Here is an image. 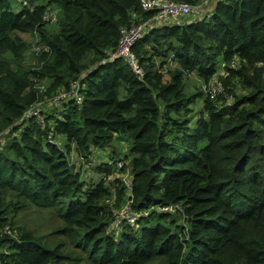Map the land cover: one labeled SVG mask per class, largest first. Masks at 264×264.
I'll use <instances>...</instances> for the list:
<instances>
[{
  "label": "trees",
  "instance_id": "1",
  "mask_svg": "<svg viewBox=\"0 0 264 264\" xmlns=\"http://www.w3.org/2000/svg\"><path fill=\"white\" fill-rule=\"evenodd\" d=\"M26 2L15 12L0 0V135L13 134L0 146V264L70 259L62 244L16 233L14 216L30 205L56 209L58 232L97 264H264V0H220L209 16L149 28L133 47L143 77L122 58L108 60L122 27L156 14L140 0ZM51 9L59 10L52 30L44 20ZM23 33L49 48L31 65ZM170 61L177 66L165 69ZM221 62L220 89L186 92L187 73L209 83ZM78 79L82 104L54 106L43 124L23 118ZM115 140L127 143L130 166L118 169L126 159L114 151L94 167L97 182L83 180L72 151L88 157ZM128 201L148 214L124 221L117 236L110 227Z\"/></svg>",
  "mask_w": 264,
  "mask_h": 264
},
{
  "label": "rangeland",
  "instance_id": "2",
  "mask_svg": "<svg viewBox=\"0 0 264 264\" xmlns=\"http://www.w3.org/2000/svg\"><path fill=\"white\" fill-rule=\"evenodd\" d=\"M27 0H10L11 9L15 12L20 11L24 7V2ZM46 0H36L37 3H44ZM204 1V0H202ZM215 2L212 1L207 11H196L200 12V16H197L199 18L209 16L215 6ZM204 5V4H202ZM206 5V4H205ZM192 13L191 15H193ZM189 15V16H191ZM196 17V19H197ZM189 19V20H188ZM192 18H187L185 21H192ZM56 23H49L48 28L54 29ZM145 34V33H144ZM143 34V35H144ZM22 37L30 44V50L27 52L25 61L31 65L35 63V55H34V45L36 41V36L34 34L30 33H23L21 34ZM142 35V36H143ZM238 61V58H237ZM177 66L176 62L170 61L165 65V69H174ZM225 63L221 62L218 67V71L213 77V79L209 83H205L196 72L194 73H187L184 82H185V90L188 94L193 95L194 93H197L198 91H207L209 88L213 87H219L220 89V83L218 80V77L220 75H226V71L224 69ZM143 70V69H142ZM144 72V70H143ZM166 78H169L168 73H166ZM41 84L48 85V82L43 81ZM246 89H244L241 85L237 84V93L238 94H245ZM232 101V100H230ZM61 105H58L56 107L60 108ZM55 107V108H56ZM191 107L193 109L192 116L195 118L199 114L198 112L202 109V98L196 99V101L191 104ZM52 108L44 107V111H50ZM9 133V135H8ZM13 134H10V132H4L0 135V146H2L4 143H6ZM56 141L59 143L60 146H63V144L66 141L65 136H57ZM92 152L88 157L79 156L75 151H72L70 157L71 163L75 164L77 170L81 171V176L83 180L86 182H97L100 177L102 176L101 173H98L95 170V166L104 159L106 162H111V159L108 157L111 152L116 151L118 155L122 158L126 159V164L130 166L131 157L128 152L127 143L123 140H115L112 143L111 147H107L106 149L101 148H91ZM125 161V160H124ZM116 167L118 164L115 165ZM118 169H120L118 167ZM128 170V169H127ZM127 170L124 171L123 174H121V177L124 180L126 178L127 180H130V177L127 175ZM115 175L112 176L110 179H114ZM129 202V201H128ZM127 202V203H128ZM126 203V204H127ZM125 204V206H126ZM180 224L186 223L183 217H179ZM14 223H15V231L18 232V229L31 231L33 235L36 237L42 238V241L44 245H47L49 247H54L58 244H62L61 247L62 253L64 255H69L70 259H65L63 261V264H97L94 261L91 260L87 254L80 250L79 248H75L73 244L69 241L68 237L64 234L58 232V230L63 226V222L58 216V212L54 208H39L33 205L27 206L25 209L21 210L14 216ZM111 231H115L117 236L120 235V230L118 231V227L113 228L110 227ZM16 236V234H15ZM148 264H160V261H153Z\"/></svg>",
  "mask_w": 264,
  "mask_h": 264
},
{
  "label": "built area",
  "instance_id": "3",
  "mask_svg": "<svg viewBox=\"0 0 264 264\" xmlns=\"http://www.w3.org/2000/svg\"><path fill=\"white\" fill-rule=\"evenodd\" d=\"M212 1L217 3L220 0H204L200 1L196 4H191L188 2H179L173 0H140L141 7L146 11H156V14L148 21L141 22V23H133L130 26H124L121 28V37L118 43L116 50L111 54V57L108 60H112L114 58H122L128 65H130L135 71V73L143 77L144 72L142 67L140 66L138 57L133 51V47L138 42V40L142 37V35L151 27L162 26L165 24H177L182 23L184 18L188 17L192 13L196 11H207L208 7ZM204 4V5H202ZM206 4V5H205ZM59 10L58 9H51L49 10L45 16L44 20L47 23H55L58 19ZM38 38L36 37L35 45H34V53H39L42 49L48 51L49 48L47 46H41L37 44ZM104 60L103 62H106ZM237 61L234 59L230 66L236 67ZM41 91H45V85L39 86ZM82 88L83 84L81 83L80 79L74 81L70 87L58 90L57 92L53 93L51 97L46 99L40 100L34 105H32L28 110L25 111L23 118L28 119L31 117L37 118L40 124H43L45 121V117L43 112L44 107L53 108L62 103H67L69 101H74L76 104H82L83 102V95H82ZM50 140L52 137L50 136ZM55 140V139H53ZM119 168H123L126 164V161H119L118 163ZM127 175L130 177V180L126 181V184L130 187L132 185L131 173L130 170H127ZM179 209V205H167L160 210L166 212H175ZM145 214L147 215L148 212H139L135 213L132 211L130 207V203L128 202L126 206L118 213L116 220L113 222L112 226L120 227L124 221L128 223L134 224L137 221V218ZM5 233H11L10 227L7 226L4 230Z\"/></svg>",
  "mask_w": 264,
  "mask_h": 264
},
{
  "label": "crops",
  "instance_id": "4",
  "mask_svg": "<svg viewBox=\"0 0 264 264\" xmlns=\"http://www.w3.org/2000/svg\"><path fill=\"white\" fill-rule=\"evenodd\" d=\"M209 11V9H208ZM197 16H200V12H195L193 15L188 16L189 18H192L193 20L196 19ZM188 17L184 18V20H186ZM199 18V17H197ZM189 20V19H188ZM64 137V136H63ZM109 157V156H108Z\"/></svg>",
  "mask_w": 264,
  "mask_h": 264
},
{
  "label": "water",
  "instance_id": "5",
  "mask_svg": "<svg viewBox=\"0 0 264 264\" xmlns=\"http://www.w3.org/2000/svg\"><path fill=\"white\" fill-rule=\"evenodd\" d=\"M129 196H131V193L129 194Z\"/></svg>",
  "mask_w": 264,
  "mask_h": 264
}]
</instances>
